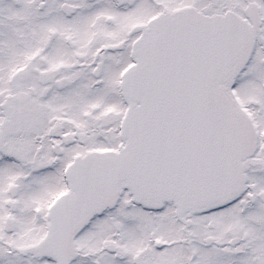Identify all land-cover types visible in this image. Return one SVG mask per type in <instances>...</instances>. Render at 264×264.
<instances>
[{
  "label": "snow or ice",
  "instance_id": "snow-or-ice-1",
  "mask_svg": "<svg viewBox=\"0 0 264 264\" xmlns=\"http://www.w3.org/2000/svg\"><path fill=\"white\" fill-rule=\"evenodd\" d=\"M0 264H264V0H0Z\"/></svg>",
  "mask_w": 264,
  "mask_h": 264
}]
</instances>
